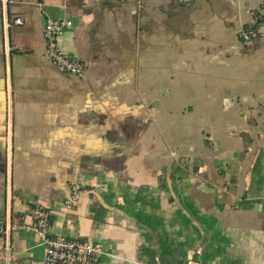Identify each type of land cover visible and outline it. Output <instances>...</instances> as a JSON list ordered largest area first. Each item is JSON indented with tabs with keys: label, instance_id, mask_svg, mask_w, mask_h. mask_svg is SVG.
Instances as JSON below:
<instances>
[{
	"label": "crops",
	"instance_id": "0c3cea01",
	"mask_svg": "<svg viewBox=\"0 0 264 264\" xmlns=\"http://www.w3.org/2000/svg\"><path fill=\"white\" fill-rule=\"evenodd\" d=\"M47 17L84 76L46 59ZM30 206L99 264H264V0H0V219ZM8 241L0 264H44Z\"/></svg>",
	"mask_w": 264,
	"mask_h": 264
},
{
	"label": "built area",
	"instance_id": "2783aa9c",
	"mask_svg": "<svg viewBox=\"0 0 264 264\" xmlns=\"http://www.w3.org/2000/svg\"><path fill=\"white\" fill-rule=\"evenodd\" d=\"M7 1V0H2ZM186 1V0H185ZM256 16V14L252 13ZM15 24L21 25L22 19L17 18ZM72 26L65 19L46 18L44 39L46 44V59L60 72L75 77L84 76L87 66L80 59L71 56L59 44L60 36ZM9 27V24H7ZM259 37L256 25L247 26L240 32V40L244 46H249ZM84 188L73 184L69 198L65 202L67 209H72L81 199ZM27 220L11 222L0 219V238L6 240V252L10 253L9 235L11 232H31L36 234L46 248L44 264H99L103 254V246L83 238H66L55 236L52 232V213L40 206H30L26 209Z\"/></svg>",
	"mask_w": 264,
	"mask_h": 264
}]
</instances>
